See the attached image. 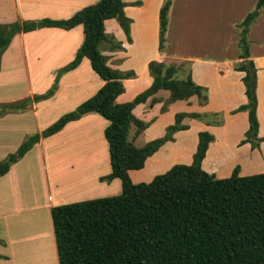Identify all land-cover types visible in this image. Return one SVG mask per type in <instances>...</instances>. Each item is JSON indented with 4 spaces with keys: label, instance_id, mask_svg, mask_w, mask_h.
<instances>
[{
    "label": "crops",
    "instance_id": "obj_1",
    "mask_svg": "<svg viewBox=\"0 0 264 264\" xmlns=\"http://www.w3.org/2000/svg\"><path fill=\"white\" fill-rule=\"evenodd\" d=\"M97 1L0 0V23L13 21L21 23L41 19L65 20L83 7L95 4ZM123 1L128 4L133 0ZM255 2L256 0H231L221 11H217L216 7L209 11H193L191 24H188L189 19L186 18L185 11H172L173 3H171L167 12L164 50L161 53L157 50V44L158 10L162 0H156L153 11H144L145 4L136 8L128 6L123 8L124 15L131 21L130 42L126 41L113 19L103 22L104 32L111 35L122 49L101 52L107 59V66L119 72L133 73L132 78L121 81L124 90L115 99L116 103H126L150 86L151 78L147 73V64L150 61L175 66L181 63L188 64L185 76L189 73L191 81L206 90L207 101L204 105H199L192 96L186 101L167 105L165 111L160 113L162 103L168 96L163 90L154 95L155 98L160 99L159 103L149 107L148 99L144 104L137 105L132 110L134 117L150 124L135 139L144 138L143 143H146L162 136L164 128L173 123V116L177 113L221 112L223 114L222 124L215 127L184 118L182 124L187 126L186 130L174 133L173 141L164 143L146 158L140 170L127 172L132 184L148 183L155 174L164 173L172 165L171 162L166 169L164 168L165 170H162L164 172L156 171L148 179L135 177L136 172L142 171L146 166H160L162 158L168 153H180L179 162L182 165H189L190 157L195 151L198 132H206L213 137L200 162V168L208 174H213L216 179L229 177L233 165L239 163L234 160L224 173L213 166L221 144L232 145L231 149L234 152L248 155L249 161L260 159L262 153L264 154V142L259 144V151H251L247 144L238 146L247 129V116L245 112L229 114L230 111L246 103L244 86L241 82L244 73L234 71L233 67L239 63L238 25L254 9ZM82 39L80 26L67 31L58 28H41L13 36L0 56V105L43 94L52 85L57 71L73 59ZM247 39L249 60L256 69L257 137L264 138V5L249 26ZM44 81L47 83H43ZM101 84L102 82L91 71L88 61L82 59L75 69L58 77L56 89L49 99L30 103L21 111L0 113V160L14 153L26 137L39 133L47 127V122L38 124L46 108L50 107L48 111L50 113L70 112L91 97ZM106 125L107 122L100 116L94 113L84 114L78 120L66 124L56 134L40 139L0 177V264H18L16 245L26 242L32 245L40 238L45 239L43 244L46 246L37 243L32 255L30 253L32 250L28 254L27 264H43L41 259L48 256L50 251L56 262L50 209L58 205L88 200L94 196H89V193L94 191H97V194L102 193L104 186L98 179L109 173L107 148L103 139ZM43 145L47 146L49 151L51 168L57 169L61 149L69 151L77 145L81 157L88 156L95 164L92 168L89 167L90 169L86 166L71 168L69 170L71 176L67 179L75 181L72 182L75 183L74 185L70 184L64 188L61 182L54 181L55 183L51 184L53 187L50 188L45 172ZM66 155L68 159H74L73 155ZM251 163L249 165L252 167ZM255 166L257 165H253V169L240 167L238 176L264 173V167ZM35 175L37 190L35 186L31 187V181L34 182L31 176ZM81 177H84V180H80L83 179ZM90 177L93 178V183L90 182L91 189L87 184V179L92 180ZM110 187L112 192L116 193L120 185L112 180L108 188ZM40 196L41 202L38 199ZM45 214L46 220L43 219ZM52 255H49V259H52L50 258Z\"/></svg>",
    "mask_w": 264,
    "mask_h": 264
},
{
    "label": "trees",
    "instance_id": "obj_2",
    "mask_svg": "<svg viewBox=\"0 0 264 264\" xmlns=\"http://www.w3.org/2000/svg\"><path fill=\"white\" fill-rule=\"evenodd\" d=\"M170 4L171 0H162L158 10L157 50L160 53L164 50ZM263 5L264 0H256L254 9L238 25L239 63L233 67L234 71L244 73L241 82L246 103L230 114L246 113L247 129L240 143H247L252 149H257L264 139L256 136V69L249 60L247 33ZM125 6L123 0H98L65 20L0 24V56L12 37L19 33L41 28L67 31L80 26L83 35L73 59L57 71L49 89L31 99L0 105V113L21 111L30 103L49 99L56 89L58 77L75 69L82 59L88 61L91 71L102 82L98 90L74 110L61 115L39 133L26 137L13 154H8L0 162V177L40 139L56 134L84 114L94 113L107 122L103 139L109 173L98 180L117 179L120 193L50 209L58 264H264V173L240 177L235 167L229 177L216 179L213 174L204 172L200 162L213 140L210 134L197 133L189 165H173L148 183L130 182L128 171L140 170L146 158L164 143L172 141L174 133L187 129L181 123L184 118L212 126H220L223 118L217 113H177L162 137L142 147L133 146L132 140L150 124L134 117L132 110L137 105L148 99L149 107L159 103L160 99L154 95L160 90L168 93L160 113L167 105L186 101L192 96L203 105L206 90L195 85L189 73L183 79H176L178 68L185 63L175 66L150 61L147 64L150 86L129 102H115L124 90L121 81L132 78L133 73L119 72L107 66V59L101 52L122 49L111 35L104 32L103 22L113 19L126 41L130 42L131 21L123 13Z\"/></svg>",
    "mask_w": 264,
    "mask_h": 264
},
{
    "label": "rangeland",
    "instance_id": "obj_3",
    "mask_svg": "<svg viewBox=\"0 0 264 264\" xmlns=\"http://www.w3.org/2000/svg\"><path fill=\"white\" fill-rule=\"evenodd\" d=\"M231 0H171V3H173V6H172V11H185L186 13V18L189 19L188 21V24L192 22V12L193 11H209L210 9H213V8H217V11H221V10H224V8L227 6V4H229ZM138 3V5H133L134 3ZM156 0H133V1H130V3L126 4V6H128L129 8H136V7H139L141 6L142 4H145V8H144V11H153V8L154 6L156 5ZM162 5V4H161ZM125 6V7H126ZM161 7V6H160ZM171 7V6H170ZM160 9V8H159ZM169 11V10H168ZM16 22V21H15ZM14 21L13 22H10V23H0L1 25H6V24H12V23H15ZM20 34V33H19ZM188 38V37H187ZM189 38H191L190 34H189ZM11 41V40H10ZM10 43V42H9ZM9 45V44H8ZM14 45V44H13ZM8 47V46H7ZM5 51V50H4ZM3 51V52H4ZM167 65V64H166ZM188 67L189 65L188 64H182V66L180 68H178V71L176 72V79H183L185 77V73L188 71ZM38 82V81H37ZM43 83H47V81H44ZM139 94V93H138ZM128 95V94H127ZM136 96V95H135ZM134 96V97H135ZM133 97V98H134ZM132 98V99H133ZM131 99V100H132ZM130 100V101H131ZM206 101H207V96H206ZM129 102V101H128ZM177 102V101H176ZM174 103V102H173ZM204 105V104H203ZM244 105V104H243ZM241 106V105H240ZM167 107V106H166ZM239 107V106H238ZM50 109V107L46 108L43 112H42V116L41 118L39 119V123L40 125L44 124L47 122V126L50 125L51 123L54 122V120H56L57 118H59L64 112H60V111H52L51 113L48 112ZM166 109V108H165ZM236 109V108H235ZM234 109V110H235ZM233 111V110H232ZM231 112V111H230ZM229 112V114H230ZM217 114H219L218 116L220 117L222 115V118H223V114L221 112H216ZM216 113H208V114H216ZM238 113V112H237ZM199 115H202V114H199ZM232 115V114H230ZM45 116V117H44ZM213 119V118H212ZM215 119V117H214ZM51 120V121H50ZM198 121V120H196ZM200 123H203L205 124L204 122H201V121H198ZM182 123V122H181ZM183 125V124H182ZM205 125H209V124H205ZM28 125L25 126V128H27ZM36 126H37V123H36ZM168 126V125H167ZM166 126V127H167ZM186 126V125H185ZM209 126H212V125H209ZM165 127V128H166ZM215 127V126H213ZM164 128V130H165ZM35 130H36V127H35ZM25 132H28V131H25ZM164 132V131H163ZM199 133V132H198ZM164 134V133H163ZM163 136V135H162ZM160 136V137H162ZM197 136V135H196ZM212 136V135H211ZM257 136V135H256ZM160 137H157V138H160ZM259 138V137H257ZM130 139H131V135H130ZM156 139V138H154ZM153 139V140H154ZM243 139H244V134H243ZM242 139V140H243ZM264 139V138H262ZM143 140L144 138H137L135 139V141L133 142V146L134 147H142L145 143H143ZM241 140V141H242ZM151 141V140H150ZM173 141V139H172ZM171 141V142H172ZM213 141V140H212ZM240 141V142H241ZM149 142V141H147ZM146 142V143H147ZM238 143V146L240 145H244V144H247V143ZM264 142V141H263ZM90 143V142H89ZM88 143V144H89ZM211 143V142H210ZM260 144V143H259ZM47 145V144H46ZM249 149L251 151H254V150H260L259 149V146L257 149H252L249 144H247ZM62 147V146H61ZM76 148L72 149V150H65V149H61L59 151V154L61 155L60 156V159H59V164L57 166V169H54V168H51V164H50V160H49V155H48V150H47V146L45 147L43 145V148H42V151H43V159H44V162H45V172H46V178H47V181L49 183V186L50 188L51 187V184L55 183L54 181H57V182H61V186H64V188H66V186H71L74 185L75 183H72V182H75V181H68V177L71 176V173L69 172V170L72 168H76L77 169V166L81 167V168H84L86 166V168H89L93 166L94 163V160L92 158H88V156L85 158H83V156L81 157V152L78 151L77 149H79L78 145L75 146ZM196 147V146H195ZM63 148V147H62ZM221 148V149H220ZM232 145H225V144H221L218 149L219 152H218V155L215 159V163L213 166L216 167L217 170H220V172L224 173L225 172V169H227L230 164L234 161V160H237L239 161V163L237 164H234L233 167L231 168V171L237 167L238 169H240V167H242V169H253V165H257L255 166L256 168H259V167H264V154L262 153L261 155V158L260 159H256V160H252L249 161V156L248 155H243V154H238L236 152H234L232 149ZM13 154V153H12ZM66 154H69V155H73L74 156V159H68L67 158V155ZM194 154V153H193ZM192 154V155H193ZM261 153H259L260 155ZM192 155L190 158H192ZM76 157V158H75ZM252 157V156H250ZM3 160V159H2ZM0 160V162L2 161ZM180 160V153H176V154H171V153H168L167 156L163 157L162 158V162L159 165H156V166H159L158 168H155L156 166H146L142 171L140 172H136L135 174V177H140L141 179H148L152 174H154V172L156 171H161V172H164L162 170H165L166 169V166L171 162L172 165H176V164H181L179 162ZM100 161V160H99ZM253 161H256L255 163ZM253 162V163H251ZM251 163L252 167L249 165ZM107 165H108V162H107ZM169 166V168L171 167ZM165 168V169H164ZM167 168V169H169ZM90 169V168H89ZM166 169V170H167ZM165 170V171H166ZM230 171V173H231ZM32 172V171H31ZM70 173V174H69ZM75 173V172H74ZM229 173V174H230ZM156 175V174H155ZM154 176V175H153ZM83 179H80V180H84V177H81ZM92 178V177H90ZM129 178V177H128ZM31 179L34 180V182L31 181V187L35 186V189L37 187V179H36V175L35 176H31ZM55 179V180H53ZM87 184L89 185L90 189H91V186L90 184L93 183V178L92 180L91 179H87ZM130 180V179H129ZM112 181V180H111ZM105 182L103 180L99 181L103 184L104 186V190L102 191V193H99L97 194V191L95 192H91L89 193V196H93L91 198H89L88 200L90 199H96V198H102V197H110V196H115V195H118L120 193V188L116 191V193L112 192V187L108 188L109 187V183L111 182ZM113 181H115V183H118V185H120L119 181L117 179H113ZM63 182V183H62ZM91 182V183H90ZM144 183V182H142ZM82 184H85V183H82ZM37 190V189H36ZM41 196H42V192H41ZM39 197L38 199L42 200V197ZM80 202V201H79ZM42 204V203H40ZM38 211H41V210H38ZM41 216V214H40ZM43 219L46 220V214L43 216ZM43 220V221H44ZM48 242V241H47ZM38 244H42L44 247L46 246L45 244V239H39V241H37ZM37 243L35 244H30V243H27L26 244H20V245H16V251H17V261H18V264H27L29 262L28 260V254L29 252L32 250L31 255L33 253V249L34 246L36 247ZM26 248V249H25ZM46 249V248H45ZM44 249V250H45ZM47 254V253H46ZM52 255L51 251L49 252L48 256H45L44 259H41V262L43 264H57V260L56 262L54 261V258H53V255L50 257L52 259H49V255ZM40 262V263H41Z\"/></svg>",
    "mask_w": 264,
    "mask_h": 264
},
{
    "label": "water",
    "instance_id": "obj_4",
    "mask_svg": "<svg viewBox=\"0 0 264 264\" xmlns=\"http://www.w3.org/2000/svg\"><path fill=\"white\" fill-rule=\"evenodd\" d=\"M252 78H250L249 82H251Z\"/></svg>",
    "mask_w": 264,
    "mask_h": 264
}]
</instances>
